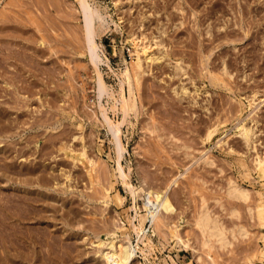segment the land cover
<instances>
[{
    "label": "rangeland",
    "instance_id": "obj_1",
    "mask_svg": "<svg viewBox=\"0 0 264 264\" xmlns=\"http://www.w3.org/2000/svg\"><path fill=\"white\" fill-rule=\"evenodd\" d=\"M12 1L14 0H0V14H5L7 17L6 19L4 15L0 16V22H2V24L0 23L2 30L0 33L5 34H0V42L2 41L0 47H3L0 50L3 51L6 47V52L5 50L0 51L2 53H0V106L5 107L4 110L0 107V110L8 113H3L9 119L8 122L12 120L13 122L10 123L16 124H12L13 129L0 135V159L2 160H0V167L1 163H5L3 156L6 151L8 152L6 154L10 153L6 159L8 163L10 162V168L16 169L13 172L10 170L8 175L12 177L8 181L5 176H0V193H2L0 206L2 207V204L9 206L11 202L12 205L19 203V208L14 205L15 208L12 206V210L14 209L18 213L20 211L19 216L24 215L27 204L21 201L22 195L25 197L29 193L32 196L38 195L42 200L47 199L48 201L49 199L51 205L46 212L43 211L46 218H43L41 222L32 219L30 225L34 229H31L27 223L14 225L9 221V218L7 220L10 223H8L5 219L6 213L4 212L5 214L2 215L0 207V217L4 216L0 218V221L5 219L2 225L0 223V240L2 239V243L0 242L2 255L0 253V256L4 257L3 252H8L18 257L13 261L0 258V264H112L111 258L116 256V251L117 254L121 251L124 252L122 256L128 251V247L125 248L127 244L120 245L127 239L119 227L121 225H126V230L131 231V241L134 245L136 244L132 261L129 264H252L253 262L254 264H264L261 255L264 248V229L259 227L256 217H251L246 204L241 201L238 203L239 200L232 199L227 193V177L233 176L251 190L250 204L255 206L256 201L260 197H264V181L259 180L255 169V157L260 153L264 154V0H89L100 9L105 17V29L95 35L100 56L98 69L107 83V91L101 95L98 94L96 87L98 69L95 63L90 60V55L85 48L83 33L85 21L80 2L78 0H53L54 5L50 2L52 0H40L41 2L32 0L34 4L31 5L30 0H19V2L15 0L14 3H17L15 6ZM42 2L44 3L42 4ZM11 6L13 7L10 8ZM30 6L35 7L32 9ZM15 8L17 9L12 11ZM34 9L37 11L35 12ZM20 10V13L23 14L18 12ZM25 11L30 12L29 19L27 15L29 13ZM10 15L16 16L8 19ZM146 15L147 17H145ZM13 17L14 20L10 19ZM66 26L68 27L66 28ZM3 29H6V32ZM28 29L32 32L29 30L24 33L23 30ZM132 34H135L137 38L146 36L144 40L153 44L152 49L155 54L166 53V56L162 60L160 59V63L151 62L148 64L145 62L148 69L142 74L143 77L140 76V83L135 80L134 84V86L136 85L134 97L137 102L135 109L125 114L119 102L115 109L112 105L116 101L115 98L120 99L122 86L126 95L129 94L128 84L124 82L123 71L127 64L131 65V62L137 59L133 40L127 38ZM31 35L36 36L34 38ZM41 35H43V39ZM22 52L23 54H21ZM223 56L224 60L226 58L228 60L224 64ZM176 61H180L183 66V69L178 71L186 72L185 74L175 73L174 64ZM227 62L228 65H226ZM150 65L151 67H148ZM227 67L231 69L229 70ZM218 68L222 69L221 72ZM208 70L215 73L216 76L218 75L219 80H211ZM191 81L197 85L205 86V89L198 95L199 97L197 96L198 102L192 101L193 91L190 93L192 95L180 91L182 83L192 89L194 83ZM255 88L258 91H255ZM178 91L180 92L178 93ZM111 93L114 96H109ZM254 93L257 94L256 98L251 101ZM208 98H211V101H208ZM101 105L106 108V114L111 120L116 123L122 121L120 137L123 149L119 161L118 153H116V139L108 128L106 116L101 113ZM16 114L22 115L15 118ZM152 115L153 117H151ZM36 118L39 122L36 121ZM34 119L36 120L34 121ZM215 120L219 123V129L214 138L207 142L206 134L209 126ZM242 122L255 126H253L254 133H256L253 137L255 139L250 146L246 145L239 134ZM153 126H155L153 129L155 132L151 131ZM156 129L159 130L156 131ZM225 135H228V142L218 143V139ZM190 141L193 143L191 144ZM60 144L67 146L72 144L70 148L76 152L82 151L83 145L88 147L85 149L87 150L86 158H89L90 161L89 168L79 161L81 159L77 160L78 162L72 160L73 158L66 153V150L59 147ZM81 144L83 145L81 146ZM11 145L13 148L10 149ZM164 145L168 147L166 148ZM207 149L211 150L213 164L199 159L202 152ZM16 150H21V152L15 153L18 152ZM43 150H47L45 155H43L45 153ZM2 154L4 155L2 156ZM16 154L18 155L16 156ZM150 154H154L153 157ZM11 155L16 157L12 158ZM41 155L42 158H40ZM36 156L40 160V164L36 161ZM240 156L245 158L246 165H243ZM31 159H36V168L43 164L40 167L42 170V172L40 170V174L50 175L44 179L45 182L41 180L42 184L34 181L36 186L30 185L25 180L27 175H19L23 169L25 171L33 165L31 162L34 161ZM23 162L25 163L23 164ZM94 164H97L98 169L100 168L104 173L96 170ZM17 166L20 167V171L17 170L19 168ZM118 167H124L130 173L131 181L135 185L136 196L123 184ZM65 168H68L69 171L63 170ZM92 168L94 173H98L99 177L104 178V182L101 178L98 182V186L102 183L104 187L95 186L96 180L94 182L91 180L89 171L93 172ZM67 172H70V179L66 177L65 173ZM222 172L224 175L221 174ZM175 177H179L178 181L173 182L174 184L171 183L172 185L168 187V193L161 206L163 213L161 216L165 215V217H160L157 225L152 216L145 223L143 234L150 235L154 240L152 247L147 246L139 238L137 232L130 229L129 218L132 217L134 223H138V214L147 212L150 185L164 187L167 181L170 183ZM20 178L23 179V183H20ZM49 178L52 180L50 181ZM90 184L94 186L90 187ZM139 186L144 187L145 190ZM29 187L37 188L41 193L29 192L26 190ZM102 188L104 189L102 190ZM9 189H12V192ZM259 190L263 192L262 195L258 194ZM99 191L100 193H98ZM117 191L124 196V201L121 203H118L116 199ZM10 192L12 195L9 194ZM17 192L22 193L21 200L16 202L15 198L20 197V193ZM5 195L10 196L6 198ZM9 197L12 198L9 199ZM64 201L65 203H63ZM42 204L39 203L44 208ZM234 206L235 209H233ZM204 207L209 208L211 214L225 225L227 238L225 243H221L222 241L218 240L215 235L211 237V242L208 245L204 242V236L195 224L196 216ZM26 213L29 215L30 212L27 210ZM101 218L105 220L103 221ZM5 223L8 227L2 228L6 226ZM38 223L40 227L44 224L48 226L46 229L45 225L39 228ZM242 223L248 229L244 233L239 230V225ZM176 224H179L182 231L178 230V233L183 234L184 238L187 237L188 247L177 242V235L174 236L173 232L177 228ZM27 225L31 230L25 229ZM34 225H37L38 229ZM172 225L173 228H171ZM235 226L236 229H234ZM92 227H96L95 231ZM2 230L5 231V235ZM20 230L22 232H19ZM35 230L38 234L34 233ZM27 231L30 234H27ZM40 231L45 235L48 234L45 236ZM13 233L16 235L15 237L12 236ZM59 234L61 237L58 236ZM28 235L30 237H27ZM32 235H37L35 240ZM53 235L54 237H52ZM43 236L44 239H42ZM27 238H30L31 241ZM46 238L47 240H45ZM48 238L54 240L51 241ZM41 240L43 241L41 242ZM112 240L116 242L117 246H112ZM17 241L22 244L20 245ZM40 242L45 247L49 245L51 247L45 248ZM51 242L53 245L56 244L57 251ZM11 243L14 246L17 245L15 247L11 245L13 246L11 247ZM18 245L21 247L19 248ZM41 246L43 249L40 248ZM57 248L62 251L60 250V252ZM21 253L26 260L21 256ZM30 253H33L32 256ZM40 257L44 258V261L49 257L47 260L50 262L46 260L45 263L41 261ZM250 260L252 261L250 262ZM35 261H41V263Z\"/></svg>",
    "mask_w": 264,
    "mask_h": 264
},
{
    "label": "bare ground",
    "instance_id": "obj_2",
    "mask_svg": "<svg viewBox=\"0 0 264 264\" xmlns=\"http://www.w3.org/2000/svg\"><path fill=\"white\" fill-rule=\"evenodd\" d=\"M15 1V0H14ZM14 1H12V3L13 4H15V6L17 5V3L15 2L14 3ZM21 1V0H20ZM31 1V3H32V0H30ZM35 1V0H34ZM36 1H38V0H36ZM54 1H56V0H54ZM58 1V0H57ZM79 2H80V6H81V8H82V12H83V15H84V21H85V30H83V33H84V38H85V48H86V51H87V53L90 55V60L92 61V62H94L95 63V65H96V67H97V69H98V61H99V58H100V56H99V52H98V49H97V43H96V41H95V35L96 34H100L104 29H105V25H104V23H105V17L102 15V13H101V11H100V9L99 8H97L96 6H94L89 0H78ZM17 2H19V0H17ZM25 2V1H24ZM23 2V3H24ZM39 2H41L40 0H39ZM39 2H37L38 4H39ZM51 3H53L54 5H55V3L53 2V0L52 1H50ZM29 3V2H28ZM36 3V2H35ZM44 2H42V4H43ZM58 3V2H57ZM34 3H32L31 5H33ZM41 4V3H40ZM41 4V5H42ZM48 4H49V2H48ZM60 4H61V1H60ZM59 4V5H60ZM11 5V4H10ZM19 5H21L22 6V4H19ZM37 5V4H36ZM59 5H57V6H59ZM14 6V5H13ZM13 6H11L10 8H12ZM37 6H39V5H37ZM48 6V5H47ZM179 6V5H178ZM7 7H8V5H7ZM30 7H32V9L35 7H33V6H30ZM49 7V6H48ZM47 7V8H48ZM54 7V6H53ZM180 7V6H179ZM37 8H39V7H37ZM47 8H45V9H47ZM7 9V8H6ZM17 8H15L14 10H12V11H15ZM19 9V8H18ZM22 9V8H21ZM40 9V8H39ZM50 9V8H49ZM56 9V8H55ZM59 9V8H58ZM29 10V9H28ZM57 10V9H56ZM30 11V10H29ZM34 11H35V9H34ZM37 11V10H36ZM35 11V12H36ZM195 11V10H194ZM7 12H10V11H7ZM17 12V11H16ZM19 13L21 12V10L20 11H18ZM26 12V11H25ZM28 12V11H27ZM26 12V13H27ZM30 12H32V11H30ZM30 12H28L29 14H27L28 15V19H29V17H31V16H29L30 15ZM40 12V11H39ZM41 12H43V11H41ZM57 12V11H56ZM1 13V12H0ZM4 13H6V12H4ZM38 13V12H37ZM16 14V13H15ZM20 14H23V13H20ZM4 16H5V14H3ZM3 15H1L0 14V16H3ZM7 15H9V14H7ZM19 15V14H18ZM27 15H25V16H27ZM33 15V14H32ZM48 15V14H47ZM46 15V16H47ZM50 15V14H49ZM48 15V16H49ZM145 15V14H144ZM12 16H16V15H12ZM11 15L10 16H8V19H9V17H12ZM19 16H21V15H19ZM23 16V15H22ZM6 17V16H5ZM4 17V18H5ZM18 17V16H17ZM16 17V19H18V18H20V17H18L17 18ZM24 17V16H23ZM37 17V16H36ZM143 17V16H142ZM145 17H147V15L145 16ZM46 18V17H45ZM6 19H7V17H6ZM10 19H12V20H14V17L13 18H10ZM21 19V18H20ZM23 19H25V18H23ZM34 18H32V20H33ZM41 19V18H40ZM50 19V18H49ZM145 19V18H144ZM3 20V19H2ZM26 20H27V17H26ZM35 21H36V19H34ZM44 20V19H43ZM17 21V20H16ZM19 21V20H18ZM34 21V22H35ZM50 21V20H49ZM58 21V20H57ZM98 21V22H97ZM184 21V20H183ZM22 22H24V21H22ZM26 22V21H25ZM34 22H31V23H33V24H35ZM143 22V21H142ZM1 24H2V22H0ZM10 23V22H9ZM15 23V22H14ZM30 23V24H31ZM98 23V24H97ZM182 23H184V22H182ZM229 23V22H228ZM4 24V23H3ZM212 24V23H211ZM227 24V23H226ZM5 25H6V23H5ZM4 25V26H5ZM17 25V24H16ZM37 25V24H36ZM144 25V24H143ZM42 26V25H41ZM59 26V25H58ZM68 26H70V25H68ZM68 26H66V28L68 27ZM72 26V25H71ZM224 26V25H223ZM13 27V26H12ZM17 27V26H16ZM49 27V26H48ZM1 28V27H0ZM19 28V27H18ZM160 28V27H159ZM212 28V27H211ZM20 29V28H19ZM22 29V28H21ZM23 29H24V27H23ZM33 29V28H32ZM47 29V28H46ZM55 29H57V28H55ZM1 30V29H0ZM4 30V29H3ZM6 30V29H5ZM4 30V31H5ZM9 30V29H8ZM16 30V29H15ZM29 30L30 29H28V30H23L24 31V33L27 31V32H29ZM75 30V29H74ZM201 30V29H200ZM232 30V29H231ZM2 31V30H1ZM17 31V30H16ZM22 31V30H21ZM35 31H36V29H35ZM81 31V30H80ZM6 32V31H5ZM30 32H32L31 30H30ZM234 32V31H233ZM20 33V32H19ZM35 33V32H34ZM37 33V32H36ZM1 34V33H0ZM2 34H3V32H2ZM1 34V35H2ZM31 34V33H30ZM30 34H29V36H30ZM142 34V33H141ZM3 35H5V34H3ZM24 35V34H23ZM38 35V34H37ZM43 35H44V33H43ZM43 35H41V37L43 36ZM78 35V34H77ZM19 36V35H18ZM21 36V35H20ZM31 36H34V35H31ZM36 36V35H35ZM35 36H34V38H35ZM81 36V35H80ZM142 36V35H141ZM141 36H138V37H141ZM192 36V35H191ZM190 36V37H191ZM26 37H28V36H26ZM79 37V36H78ZM37 38H39V37H37ZM127 38H129V39H132L133 40V44H134V48H135V50H136V54H137V59H135L134 61H132L131 62V65H129V64H127L126 65V68H125V70L123 71V75H124V82L125 83H127L128 84V87H129V94L128 95H126V93H125V91H124V87L122 86V93H121V97H120V99L119 98H115L116 99V101L113 103V105H112V107L115 109L117 106H118V103L117 102H119L120 103V105H121V108H122V110H123V112L125 113V114H127L129 111H131V110H134L135 109V106H136V101H135V95H134V89H135V86H134V84H135V80H136V82H138V83H140V76H142V74L143 73H145V71H147V69L148 68H146L147 66H145L146 64H145V62L146 63H148V64H151V62H157V63H160L161 61H160V59L162 60L163 59V57H165L166 56V53L165 54H161V53H159V54H161V55H157V54H155V52L153 51V49H152V47H153V44L151 43V42H147V41H145L144 39L146 38V36H143L142 38H137V36L135 35V34H132L130 37H127ZM163 38V37H162ZM213 38V37H212ZM42 39H43V37H42ZM41 39V40H42ZM81 39V38H80ZM188 39H190V38H188ZM39 40V39H38ZM74 40V39H73ZM140 40H141V42H140ZM193 40V39H192ZM209 40V39H208ZM215 40V39H214ZM18 41V40H17ZM66 41V40H65ZM72 41V40H71ZM158 41V40H157ZM195 41H196V39H195ZM211 41V40H210ZM2 42V41H1ZM0 42V43H1ZM54 42V41H53ZM154 42V41H153ZM160 42V41H159ZM165 42V41H164ZM197 42V41H196ZM43 43V42H42ZM84 43V42H83ZM82 43V44H83ZM209 43V42H208ZM211 43V42H210ZM10 44V43H9ZM15 44V43H14ZM20 44V43H19ZM53 44V43H52ZM56 44V43H55ZM81 44V45H82ZM187 44V43H186ZM189 44V43H188ZM27 45V44H26ZM36 45V44H35ZM78 45H80V44H78ZM158 45V44H157ZM190 45V44H189ZM6 46H8V45H6ZM22 46V45H21ZM38 47V46H37ZM53 47V46H52ZM0 48H2L3 49V47H0ZM10 48V47H9ZM21 48V47H20ZM48 48V47H47ZM54 48V47H53ZM5 49H6V47H5ZM4 49V50H5ZM8 49V48H7ZM19 49V48H18ZM158 49V48H157ZM3 50V51H4ZM15 50V49H14ZM14 50H12V51H14ZM17 50V49H16ZM0 51H2V50H0ZM2 51V52H3ZM9 51V50H8ZM7 51V52H8ZM11 51V52H12ZM19 51H21V50H19ZM81 51H82V49H81ZM84 51V50H83ZM5 52H6V50H5ZM162 52V51H161ZM174 52V51H173ZM212 52V51H211ZM210 52V53H211ZM1 53V52H0ZM10 53V52H9ZM19 53V52H18ZM85 53V52H84ZM2 54V53H1ZM21 54H23V52L21 53ZM174 54V53H173ZM16 55H18V54H16ZM29 55V54H28ZM190 55V54H189ZM208 55V54H207ZM6 56H8V55H6ZM10 56H11V54H10ZM21 56H23V55H21ZM210 56H211V54H210ZM222 56V55H221ZM218 57H220V56H218ZM222 58V57H221ZM247 58V57H246ZM16 59V58H15ZM32 59V58H31ZM34 59V58H33ZM198 59V58H197ZM227 59V58H226ZM224 60V56H223V60H222V62H223V64L226 62V61H228V60ZM22 60V59H21ZM28 60V59H27ZM186 60V59H185ZM200 60V59H199ZM220 60V59H219ZM1 63V62H0ZM3 63V62H2ZM27 63V62H26ZM197 63H198V61H197ZM200 63V62H199ZM215 63V62H214ZM221 63V62H220ZM231 63V62H230ZM229 63V64H230ZM147 64V65H148ZM206 64H207V62H206ZM223 64H222V66H223ZM3 65V64H2ZM185 65V64H184ZM226 65H228V62L226 63ZM226 65H225V67H226ZM157 66V65H156ZM197 66V65H196ZM219 66H221V64H219ZM1 67V66H0ZM19 67V66H18ZM148 67H151V65L150 66H148ZM206 67V66H205ZM174 68H175V73H180L181 75H183V74H185L186 72H180V71H178V70H180V69H183V66H182V64H181V62L180 61H176L175 62V64H174ZM217 68V67H216ZM228 68V67H227ZM219 69V68H218ZM229 69V68H228ZM231 69V68H230ZM229 69V70H230ZM5 70V69H4ZM15 70V69H14ZM13 70V71H14ZM21 70V69H20ZM151 70V69H150ZM187 70V69H186ZM220 70V72H221V70L222 69H219ZM196 71V70H195ZM226 71H228V70H226ZM225 71V72H226ZM198 72V71H197ZM152 73V72H151ZM227 73V72H226ZM208 74H209V77L211 78V80H213V81H215V80H219V77H217L216 76V74L215 73H213V72H211V71H209L208 70ZM19 75V74H18ZM175 75V74H174ZM222 75H224V74H222ZM228 75V74H227ZM144 76V75H143ZM142 76V77H143ZM247 76V75H246ZM15 77V76H14ZM173 77V76H172ZM185 77V76H184ZM22 78V77H21ZM170 78V77H169ZM183 78V77H182ZM225 78V77H224ZM6 79V78H5ZM14 79V78H13ZM17 79V78H16ZM19 79V78H18ZM193 79V78H192ZM228 79V78H227ZM141 80H143V79H141ZM170 80V79H169ZM186 80V79H185ZM190 80V79H189ZM19 81V80H18ZM188 81V80H187ZM193 81V80H192ZM191 81V82H192ZM199 81V80H198ZM26 83H27V81H25ZM217 82V81H216ZM226 82V81H225ZM16 83V82H15ZM33 83V82H32ZM192 83H194V82H192ZM203 83V82H202ZM223 83V82H222ZM22 84H24V83H22ZM96 84H97V92H98V94L99 95H101L104 91H107V83L105 82V80L103 79V76H102V73H101V71L98 69V77H97V82H96ZM188 84V83H187ZM204 84V83H203ZM227 84H229V83H227ZM31 85V84H30ZM122 85V84H121ZM190 85V84H189ZM141 86V85H140ZM139 86V87H140ZM232 87V86H231ZM233 88V87H232ZM203 89H205V86H201V85H197L196 83H194V85H193V88L192 89H190L189 88V86H186V84L185 83H182V86H181V92H183L184 94H190V93H192V91H193V95L192 94H190V95H192V101L193 102H198V95H200L201 94V91L203 90ZM253 89V88H252ZM141 90V89H140ZM257 89L255 88V91H256ZM180 91H178V93L180 92ZM258 91V90H257ZM204 92V91H203ZM254 92V91H253ZM257 93V92H256ZM256 93H254V95H253V97L251 98V101H254V99L256 98L255 96L257 95ZM213 95V94H212ZM109 96H114V94L113 93H111V95H109ZM198 96V97H197ZM249 97V96H248ZM17 98V97H16ZM202 98V97H201ZM206 98V97H205ZM140 99V98H139ZM210 99V100H209ZM190 100V99H189ZM208 101H211V98H208L207 99ZM224 101V100H223ZM140 102V101H139ZM145 102V101H144ZM201 102V101H200ZM262 102V101H261ZM192 103V102H191ZM255 103V102H254ZM177 104V103H176ZM194 104V103H193ZM205 104V103H204ZM203 104V105H204ZM192 105V104H191ZM202 105V106H203ZM251 105V104H250ZM194 107H195V105H193ZM207 106H208V102H207ZM257 106H259L258 104H257ZM1 107V106H0ZM101 107V113L104 115V116H106V118H107V124H108V128L110 129V131H111V133H112V135L114 136V139H116L115 141V143H117L116 145V153H118V161H119V157L122 155V149H123V143H122V140H121V137H120V132H121V124H122V121H119V122H114L113 120H111L108 116H107V114H106V108L103 106V105H101L100 106ZM177 107V106H176ZM190 107V106H189ZM2 108V107H1ZM4 108L5 107H3L2 109L4 110ZM187 108V107H186ZM219 108V107H218ZM169 109V108H168ZM189 109V108H188ZM234 109V108H233ZM3 110H0V135H4V133H6L7 131H9L10 129H13L14 128V126L13 125H15V124H11L10 122L12 121H10V122H8L9 121V119H7L6 118V116L4 115L6 112H4ZM187 110V109H186ZM251 111V110H250ZM256 111V110H255ZM8 112V111H7ZM4 113V114H3ZM152 113V112H151ZM154 113V112H153ZM260 113V112H259ZM6 114H8V113H6ZM18 114V113H17ZM16 114V115H17ZM22 115V114H21ZM21 115L19 114V115H17V117L15 116V118H18V116H20L21 117ZM157 115V114H156ZM259 115H261V114H259ZM125 116V115H124ZM158 116V115H157ZM163 116H164V114H163ZM209 116V115H208ZM231 116H232V114H231ZM19 117V118H20ZM151 117H153V115L151 116ZM154 117H155V114H154ZM218 117V116H217ZM254 117V116H253ZM9 118H10V116H9ZM176 118V117H175ZM216 118V117H215ZM239 118V117H238ZM13 119V118H12ZM37 119V118H36ZM36 119H34V121L36 120ZM152 119H154V118H152ZM164 119V118H163ZM211 119V118H210ZM224 119H226V118H224ZM17 121H18V119H16ZM21 120V119H20ZM19 120V121H20ZM175 120V119H174ZM196 120V119H195ZM254 120V119H253ZM256 120V119H255ZM258 120H259V118H258ZM36 121H38V119L36 120ZM155 121V120H154ZM158 121V120H157ZM165 121V120H164ZM199 121H200V119H199ZM203 121H204V119H203ZM202 121V122H203ZM209 121V120H208ZM224 121V120H223ZM13 122V121H12ZM14 122H16L15 120H14ZM39 122V121H38ZM41 122H43V121H41ZM172 122V121H171ZM212 122H213V120H212ZM255 122V121H254ZM256 122H257V120H256ZM255 122V123H256ZM34 123V122H33ZM162 123V122H161ZM170 123V122H169ZM196 123V122H195ZM205 123H206V121H205ZM259 123V122H258ZM44 124H46V123H44ZM79 124V123H78ZM159 124V123H158ZM192 124V123H191ZM190 124V125H191ZM204 124V123H203ZM210 124V123H209ZM212 125H210L209 126V129H208V132H207V134H206V139H207V142L208 141H210V140H212V138H214V136H215V134H216V131L219 129V127H218V124L219 123H217L216 122V120H215V122L214 123H211ZM254 124V123H253ZM31 125H32V123H31ZM152 125V124H151ZM155 125V124H154ZM184 125V124H183ZM187 125H189V124H187ZM200 125V124H199ZM202 125V124H201ZM79 126H80V124H79ZM163 126V125H162ZM196 126V125H195ZM254 126V125H253ZM253 126L252 125H248L246 122H242V124L240 125V128H239V134L241 135V137H242V140H244V142L246 143V145L247 146H250L251 144H253V142H254V139L255 138H253L254 136H255V134L256 133H254V128H253ZM16 127V126H15ZM152 127V126H151ZM150 127V128H151ZM188 127V126H187ZM190 127V126H189ZM203 127V126H202ZM255 127V126H254ZM155 128V126H153V128H152V130L151 131H153V132H155V130H153ZM157 128V127H156ZM16 130V129H15ZM157 130H159V129H156V131ZM71 131V130H70ZM150 131V130H149ZM150 131V132H151ZM165 131V130H164ZM173 132H174V130H173ZM200 132V131H199ZM256 132V131H255ZM10 133V132H9ZM15 133V132H14ZM175 133V132H174ZM180 133V132H179ZM160 134V133H159ZM184 135V134H183ZM164 136V135H163ZM227 136L228 135H225L224 137H222V138H219L218 139V143L220 142V144H224V143H226V142H228V139H227ZM166 137V136H165ZM240 137V138H241ZM25 138H27V137H25ZM29 138H31V137H29ZM75 138V137H74ZM86 138V137H85ZM156 138V137H155ZM171 138V137H170ZM190 138V137H189ZM0 139H1V137H0ZM22 139H23V137H22ZM163 139V138H162ZM195 139V138H194ZM29 140V139H28ZM83 140V139H82ZM82 140H80L81 142H82ZM157 140V139H156ZM230 140V139H229ZM1 141V140H0ZM5 141H6V139H5ZM21 141V140H20ZM31 141H33L32 139H31ZM30 141V142H31ZM62 141V140H61ZM159 141V140H158ZM184 141V140H183ZM188 141V140H187ZM194 141V140H193ZM256 141V140H255ZM7 142V141H6ZM25 142V141H24ZM27 142H29V141H27ZM62 142H65V141H62ZM61 142V143H62ZM162 142V141H161ZM8 143V142H7ZM6 143V144H7ZM20 143V142H19ZM70 143V142H69ZM69 143H68V145H69ZM82 143H84V141L82 142ZM187 143V142H186ZM190 143H191V141H190ZM193 143V142H192ZM191 143V144H192ZM230 143V142H229ZM242 143V142H241ZM5 144V145H6ZM24 144V143H23ZM22 144V145H23ZM28 144H30V143H28ZM66 144H67V141H66ZM66 144H60L61 146H59L61 149H65L66 150V153H68L69 154V156L70 157H72L73 159L72 160H79V159H81V160H79L80 162L82 161V163L84 164V166L86 167V168H89V163H90V161H89V158L87 159L86 158V149L88 148H86L85 147V145H83V144H81V146L83 145V147H84V149H82V151H80V152H76L74 149H72V148H70V146L72 145H70V146H67ZM153 144V143H152ZM164 144V143H163ZM177 144V143H176ZM242 144H244V143H242ZM8 145H9V143H8ZM22 145H21V148L23 149V147H22ZM24 145H26V144H24ZM23 145V146H24ZM87 145V144H86ZM229 145V144H228ZM49 146V145H48ZM75 146V145H74ZM80 146V147H81ZM165 146V145H164ZM163 146V147H164ZM171 146H172V144H171ZM225 146V145H224ZM257 146V145H256ZM9 147V146H8ZM8 147H7V149H8ZM11 147H12V145L10 146V149H11ZM15 148H16V146H14ZM58 147V148H59ZM79 147V148H80ZM82 147V148H83ZM149 147V146H148ZM166 147V146H165ZM168 147V146H167ZM166 147V148H167ZM227 147V146H226ZM4 148H5V146H4ZM13 148V147H12ZM17 148H19V147H17ZM154 148V147H153ZM173 148V147H172ZM193 148V147H192ZM191 148V149H192ZM1 149H3V148H1ZM45 149V148H44ZM157 149V148H156ZM159 149V148H158ZM211 149V148H210ZM210 149H207V150H205V151H203L202 152V154H201V156L199 157V159H201V161H203V162H206V163H208V164H213L214 163V160H213V158L211 157V154H210ZM251 149H252V147H251ZM9 150V149H8ZM7 150V151H8ZM14 151H15V149H13ZM49 150V149H48ZM77 150V149H76ZM166 150V149H165ZM16 151H18V150H16ZM24 151V150H23ZM22 151V152H23ZM44 152L45 151H47V150H43ZM145 151H147V150H145ZM144 151V152H145ZM2 152V151H1ZM10 152V151H9ZM19 152H21V150H19L18 152H15V153H18L19 154ZM89 152V151H88ZM148 152V151H147ZM154 152V151H153ZM152 152V153H153ZM250 152H251V150H250ZM6 153H8V152H6L5 151V156H3L4 154H2V156L3 157H5V163H4V165H3V163H1L2 165H1V167H0V176H5V178H6V180L8 181V179H11V177L12 176H9L8 175V173H10L11 171L10 170H12V168H10L11 166L9 165V163L7 162V160L6 159H8V157H9V155H10V153H9V155L8 154H6ZM14 153V152H13ZM25 153V152H24ZM36 153V152H35ZM42 153V152H41ZM47 152H45V153H43V155H45ZM18 154H16V156L18 155ZM155 154V153H154ZM153 154V155H154ZM13 155V154H12ZM11 155V156H12ZM151 155V154H150ZM153 155H151L152 157H153ZM158 155V154H157ZM169 155V154H168ZM10 156V157H11ZM15 155L14 156H12V158L13 157H16ZM146 156H148V155H146ZM183 156V155H182ZM89 157V156H88ZM92 157V156H91ZM150 157V156H149ZM36 158H37V160L36 161H40V160H38V157L36 156ZM40 158H42V155H41V157ZM151 158V157H150ZM187 158V157H186ZM196 158V157H195ZM251 158V157H250ZM4 159V158H3ZM11 159V158H10ZM27 159H28V157H27ZM91 159V161H92V158H90ZM152 159V158H151ZM155 159V158H154ZM240 159H241V161H242V163H243V165H246V160H245V158L243 157V156H240ZM1 160V159H0ZM32 160V159H31ZM35 160H32V161H34L33 163L31 162V164H33L32 166H30L29 168H27V169H25V171H24V169H23V173L22 172H19V175H21V174H24V175H27V177H26V181H28L29 182V184L30 185H32V186H34L35 184H34V181L35 182H37L38 184L39 183H41V180H44V179H46L47 178V176L49 175L48 173H46V174H48L47 176H44L42 173L40 174L39 172H40V170H41V165H43V164H41L40 166H39V168L37 169L36 168V162H35ZM158 160V159H157ZM174 160V159H173ZM193 160V159H192ZM217 160V159H216ZM253 160V159H252ZM2 161V160H1ZM11 161V160H10ZM16 161V160H15ZM26 161V160H25ZM41 161H42V159H41ZM153 161V160H152ZM155 161V160H154ZM182 161V160H181ZM197 161H198V159H197ZM27 162V161H26ZM29 162V161H28ZM78 162V161H77ZM93 163H94V161H92ZM91 162V163H92ZM219 162V161H218ZM253 162H254V160H253ZM25 162H23V164H24ZM46 163V162H45ZM74 163H75V161H74ZM183 163V162H182ZM13 164H14V161H13ZM21 164H22V161H21V163H20V167H21ZM38 164V163H37ZM39 164H40V162H39ZM76 164V163H75ZM188 164V163H187ZM29 165V164H28ZM91 165V164H90ZM95 166L97 165V164H94ZM203 165V164H202ZM253 165V164H252ZM19 166H17V167H19ZM76 166V165H75ZM93 166V165H92ZM200 166V165H199ZM204 167H205V165H203ZM20 167L17 169V170H19L20 169ZM44 167V166H43ZM203 167V168H204ZM24 168H26V167H24ZM84 168V167H83ZM93 168H94V166H93ZM93 168H92V170H93ZM119 169L118 170H120L119 171V175H121V177H122V180H123V184H125L128 188H129V190L131 191V193L134 195V196H136V189H135V185L132 183V181H131V175H130V173L127 171V170H125V168L124 167H122V168H120V167H118ZM191 168V167H190ZM193 168V167H192ZM16 168H14L13 170H15ZM68 170V168H65V169H63V170ZM98 169V167L96 166V170ZM188 169V168H187ZM195 169H196V167H195ZM206 169V168H205ZM208 169V168H207ZM225 169V168H224ZM255 169H256V172H257V177L259 178V180H263L264 181V154L262 153H260V154H258L256 157H255ZM13 170H12V172H13ZM62 170V169H61ZM66 170V171H67ZM86 170V169H85ZM90 170V169H89ZM98 170H100V168L98 169ZM223 170V169H222ZM20 171V170H19ZM43 171H44V169H43ZM46 171V170H45ZM48 171V170H47ZM66 171H64V172H66ZM69 171V170H68ZM101 171V170H100ZM103 171V170H102ZM102 171H101V173H102ZM164 171V170H163ZM188 171H190V170H188ZM203 171V170H202ZM14 172H16V171H14ZM18 172V171H17ZM41 172H42V170H41ZM169 172V171H168ZM178 172V171H177ZM193 172H194V170H193ZM200 172V171H199ZM67 173H69V174H67ZM67 173H65L67 176V178L70 176L71 177V175H70V172H67ZM74 173V172H73ZM103 173H104V171H103ZM195 173V172H194ZM193 173V174H194ZM17 174V173H16ZM165 174V173H164ZM181 174H182V172H181ZM190 174V173H189ZM199 174V173H198ZM197 174V175H198ZM203 174V173H202ZM221 174H223V172L221 173ZM89 175H90V177L92 178L91 180L94 182V180H96V185L95 186H97V187H99V188H101V187H104L103 185H102V183L98 186V182L100 181L99 180V178H101V176L99 177V174L98 173H94V170H93V172L90 170L89 171ZM104 175V174H103ZM204 175V174H203ZM217 175V174H216ZM224 175V174H223ZM230 175V174H229ZM53 176V175H52ZM166 176V175H165ZM48 177H50V175L48 176ZM70 177H69V179H70ZM104 177V176H103ZM193 177V176H192ZM108 178V177H107ZM106 178V179H107ZM146 178V177H145ZM179 177H175V178H172V182H168L167 180H168V178L166 177V179H165V181H167V183H166V185L164 186V187H154V186H152V185H150L149 187V191H148V194H149V199H148V201H147V212H145V213H140V214H138V223H134V221L132 220V217H130L129 218V221H130V229L132 228L133 230H135L136 232H137V234H138V236H139V238H141L142 239V241L147 245V246H153V244H154V240L152 239V237L150 236V235H147V234H143L144 233V228H145V223H146V221H147V219L150 217V216H152V219H153V221H155V224L157 225L158 224V220L160 219V217H165V215L164 216H161V214H163L162 213V210H161V206L163 205V200H164V197H165V195L168 193V187L170 186V185H172L171 183H173V182H177ZM204 178V177H203ZM206 178V177H205ZM225 178V177H224ZM228 179H227V193H228V195L230 196V197H232V199L234 198V199H236V200H239L238 201V203H240V201L243 203V204H246V207H247V209H248V212L250 213V215H251V217H256V219H257V223H258V225H259V227H261V228H263L264 229V197H260L257 201H256V205L254 206L253 204H250L251 203V198L252 197H250L251 196V190L248 188V187H246L243 183H241L237 178H235V177H233V176H229V177H227ZM3 179V178H2ZM102 179V178H101ZM162 179V178H161ZM181 179V178H180ZM210 179H211V177H210ZM20 180V183H23V179L22 178H20L19 179ZM49 180H50V178H49ZM51 180H52V178H51ZM50 180V181H51ZM103 180V182H104V178L102 179ZM163 180V179H162ZM171 180V179H170ZM194 180H196V179H194ZM214 180V179H213ZM1 181V180H0ZM3 181L5 182V180L3 179ZM2 181V182H3ZM7 181L5 182V183H7ZM25 181V182H26ZM201 181V180H200ZM205 181H207V179H205ZM3 182V183H4ZM27 182V183H28ZM44 182H45V180H44ZM53 182V181H52ZM51 182V183H52ZM62 182H64V181H62ZM102 182V181H101ZM163 182V181H162ZM196 182V181H195ZM197 182H199V181H197ZM95 183H93V184H95ZM201 183V182H200ZM42 184V183H41ZM67 184V183H66ZM70 185H72V183H69ZM174 184V183H173ZM263 184H264V182H263ZM68 185V184H67ZM102 185V186H101ZM204 185H206V184H204ZM22 186V185H21ZM36 186V185H35ZM94 185H91L90 184V187H93ZM106 186H108V185H106ZM163 186V185H162ZM77 187V186H76ZM139 187H141V189L142 190H145V188L144 187H142V186H139ZM17 188V187H16ZM59 188V187H58ZM69 188V187H68ZM95 188V187H94ZM93 188V189H94ZM31 188L29 187L28 189H26L27 191H29V192H33V191H35L36 193L37 192H39V193H41L37 188H32L31 190H30ZM60 189V188H59ZM96 189V188H95ZM104 188H102V190H103ZM194 189V188H193ZM10 190V189H9ZM3 191H5V190H3ZM2 191V192H3ZM11 192H12V189L10 190ZM107 191H109V190H107ZM107 191H105V193H108ZM1 192V191H0ZM11 192L9 193V194H11ZM13 192H15V190H13ZM7 193V192H6ZM18 193V192H17ZM16 193V194H17ZM20 193V192H19ZM18 193V194H19ZM22 193V192H21ZM21 193L19 194V196L20 197H16L15 198V201L17 202V200H21ZM48 193V192H47ZM98 193H100V191L98 192ZM103 193V191L101 192V194ZM3 194H5V193H3ZM16 194H13V195H16ZM26 194V193H25ZM258 194H260V195H262L263 194V192L262 191H258ZM0 195H1V197H2V193H0ZM12 195V194H11ZM27 195V194H26ZM91 196H92V194H90ZM96 195V194H95ZM94 195V196H95ZM6 196V198L8 197V196H10V195H5ZM23 197H24V195H22ZM98 196V195H97ZM13 197V196H12ZM11 197V198H12ZM15 197V196H14ZM22 197V200L21 201H23L25 204H27V208H26V211L24 212V215H20L19 216V213L21 214V212L19 211V213L18 212H15L14 211V209L12 210V208L14 207V205H15V207H18L19 208V203H14L13 205H12V202L10 203V205L8 206V205H5V204H2V215H4L5 213V216H6V220L9 218V221H11V223L13 224L14 223V225L16 224V225H19L20 223V225H23L22 223H24V224H29V226L31 227V223H32V219L34 220V221H38V222H41V220L43 219V218H46V215H45V212L48 210V208H49V205H51L50 204V201H49V199H48V201H47V199H44V200H42L41 198H39L38 197V195L36 196V195H34V196H32V195H30V193L28 194V196H25L26 197V199H24ZM100 197H101V195H100ZM103 197V196H102ZM10 197H9V199H11ZM43 198V197H42ZM94 198H96V196L94 197ZM255 198V197H254ZM4 199V198H3ZM14 199V198H13ZM116 199H117V201H118V203H121V202H123L124 200V196L119 192V191H117L116 192ZM231 199V200H232ZM255 200V199H254ZM254 200H252V201H254ZM10 201V200H9ZM8 201V202H9ZM12 201V200H11ZM41 201H43L44 203L42 204V202ZM3 202V201H2ZM1 202V203H2ZM7 202V203H8ZM49 202V203H48ZM51 202H52V199H51ZM54 202V201H53ZM72 202V201H71ZM6 203V204H7ZM39 203L40 204H42L43 206H44V208H42L40 205H39ZM55 203V202H54ZM63 203H65V201L63 202ZM23 204V203H22ZM73 204V203H72ZM75 204V203H74ZM106 204V203H105ZM69 205H71V204H69ZM13 206V207H12ZM41 208H40V207ZM66 206V205H65ZM14 207V208H15ZM21 207V206H20ZM23 207H24V205H23ZM67 207V206H66ZM68 208H69V206H68ZM76 208V207H75ZM106 208V207H105ZM236 207L234 206L233 207V209H235ZM239 208V207H238ZM104 209V208H103ZM1 210H0V212H1ZM4 210V211H3ZM16 210H18L17 208H16ZM21 210V209H20ZM27 210L30 212L29 213V215H26L27 213ZM74 210V209H73ZM43 211H45V212H43ZM70 211V210H69ZM75 211V210H74ZM79 212H80V210H78ZM5 212V213H4ZM66 212H67V208H66ZM72 212V211H71ZM71 212H69V213H71ZM76 213H77V211H75ZM96 212V211H95ZM22 213H23V211H22ZM26 213V214H25ZM49 213V212H48ZM69 213H68V215H69ZM73 213V212H72ZM71 213V214H72ZM1 214V213H0ZM102 214V213H101ZM72 215H74V214H72ZM76 215V214H75ZM65 216V215H64ZM71 216V215H70ZM1 217H4V216H1ZM0 217V218H1ZM50 217V216H49ZM48 217V218H49ZM95 217V216H94ZM55 218V217H54ZM98 218V217H97ZM4 218H3V220L2 221H0V223H1V225H2V222H5L4 220H5ZM56 219H58V218H56ZM102 219V218H101ZM108 219V218H107ZM163 219V218H162ZM52 220H54V219H52ZM103 220V219H102ZM105 220V219H104ZM103 220V221H104ZM110 220V219H109ZM254 220V219H253ZM101 221V220H100ZM107 221V220H106ZM165 221V220H164ZM7 222H8V220H7ZM6 222V223H7ZM93 222V221H92ZM250 222H251V220H250ZM5 223V224H6ZM8 223H10V222H8ZM7 223V224H8ZM55 223V222H54ZM94 223V222H93ZM103 223V222H102ZM225 223V222H224ZM253 223V222H252ZM7 224H6V226L5 227H2V228H7L8 226H7ZM98 224V223H97ZM100 224V223H99ZM195 224H196V226H198V228L200 229V231H201V233H202V235L204 236V242L205 243H207V245H208V243L209 242H211V237L213 236V235H215V236H217V239L218 240H220V241H222L221 243H225L226 242V240H227V238H226V235H225V225L217 218V217H214L212 214H211V212H210V209L209 208H207V207H204V208H202L201 210H200V213L196 216V218H195ZM10 225V224H9ZM33 225V224H32ZM38 225H39V223H38ZM45 225V224H44ZM43 225V226H44ZM54 225V224H53ZM94 225V224H93ZM95 225H96V223H95ZM102 225V224H101ZM25 226V225H24ZM35 226V225H34ZM43 226H41V227H43ZM48 226V225H47ZM46 225H45V229H46V227H47ZM100 226V225H99ZM12 227V226H11ZM11 227H9V228H11ZM14 227V226H13ZM12 227V228H13ZM26 227V226H25ZM40 227V225H39V228H41ZM98 227V226H97ZM101 227V226H100ZM119 227H121V231L125 234L124 236L127 238L126 239V241H123V243L121 244L120 243V245L122 246L123 244H127V246L125 247V248H127L128 247V251H127V253L124 255V256H122L123 255V253L124 252H120V253H118L117 254V251H116V253H115V257L114 258H111V263L112 264H129V263H131L130 261H132V258H133V255H134V252H135V248H136V244L134 245L133 243H132V241H131V231L130 230H126V225L124 226V225H121V226H119ZM175 227H177L176 229H174L173 230V232H174V236H175V234L177 235L176 237H177V242H180L182 245H184V246H186V247H188L189 246V242H188V240H186V238L187 237H183L180 233H178V230H180V226H179V224H176L175 225ZM8 228V229H9ZM17 230H18V228L17 227H15ZM35 228L36 229H38L37 228V225L35 226ZM51 228V227H50ZM96 227H92V229L94 230ZM157 228V227H156ZM171 228H173V225L171 226ZM170 228V229H171ZM239 230H241V232L242 233H244V232H246L248 229H246L245 228V224L244 223H242V224H240L239 225ZM19 229H20V227H19ZM22 229V228H21ZM25 229H30L29 227H28V225H27V228H25ZM24 229V230H25ZM31 229H34L33 227H31ZM30 229V230H31ZM48 229H49V227H48ZM48 229H47V231H48ZM99 229H101V228H99ZM98 229V230H99ZM105 229V228H104ZM154 229H155V225H154ZM234 229H236V226H235V228ZM42 230V229H41ZM64 230V229H63ZM101 230H103V229H101ZM106 230V229H105ZM172 230V229H171ZM10 230H8V232H9ZM34 231V230H33ZM36 231V230H35ZM46 231V230H45ZM95 231V230H94ZM97 231V230H96ZM181 231V230H180ZM1 232V231H0ZM2 232H3V234L5 235V231H3L2 230ZM11 232V231H10ZM19 232H22L21 230L19 231ZM42 231H40V233H41ZM62 232V231H61ZM66 232V231H65ZM98 232V231H97ZM182 232V231H181ZM12 233V232H11ZM18 233V232H17ZM34 233H37V231L36 232H34ZM40 233H39V235H40ZM43 234H44V232H42ZM47 233V232H46ZM113 233V232H112ZM115 233V232H114ZM6 234H7V232H6ZM14 234V233H13ZM22 234V233H21ZM27 234H30L28 231H27ZM38 234V233H37ZM42 234V235H43ZM48 234V233H47ZM46 234V235H47ZM49 234H51V232H49ZM52 234H53V232H52ZM57 234V233H56ZM1 235H2V233H1ZM9 235H10V233H9ZM12 235V234H11ZM25 237H26V235L25 234H23ZM35 235V234H34ZM34 235H32V236H34ZM38 235V236H39ZM45 235V234H44ZM45 235V236H46ZM63 235V233L61 234V236ZM7 236H8V234H7ZM12 236H16L15 234L14 235H12ZM37 236V235H36ZM36 236H34V240L36 239L35 237ZM51 236V235H50ZM57 236V235H56ZM58 236H60V234L58 235ZM60 236V237H61ZM11 237V236H10ZM18 237V236H17ZM27 237H30V235H28ZM40 237V236H39ZM52 237H54V235L52 236ZM13 238V237H12ZM5 239H7V238H5ZM18 239V238H17ZM21 239H22V237H21ZM20 239V240H21ZM27 239H29L30 240V238H27ZM39 239H41V238H39ZM42 239H44V236L42 237ZM52 239L53 238H51V239H49L48 238V240H51L52 241ZM58 239H59V237H58ZM61 239V238H60ZM147 239V240H146ZM2 240V239H1ZM0 240V242L2 243V241ZM12 239H10V242H12L11 241ZM45 240H47V238L45 239ZM54 240V239H53ZM57 240V239H56ZM62 240V239H61ZM60 240V241H61ZM8 241H9V239H8ZM14 241V240H13ZM15 241H16V238H15ZM15 241H14V243H15ZM25 241V240H24ZM31 241V240H30ZM40 241V240H39ZM39 241L37 242V243H39ZM43 240H41V242H42ZM9 242V243H10ZM21 242V241H20ZM41 242H40V244H41ZM49 241H47V243H48ZM57 242V241H56ZM69 242V241H68ZM8 243V242H7ZM17 243H19L18 241H17ZM32 243V242H31ZM44 243H45V241H44ZM52 243V242H51ZM54 243H55V241H54ZM59 244H61L60 242H58ZM57 243V244H58ZM70 243V242H69ZM6 244V243H5ZM20 244V243H19ZM21 244H22V242H21ZM20 244V245H21ZM48 244H50V243H48ZM63 244V243H62ZM11 245H13L14 246V244H10V246ZM17 245V244H16ZM15 245V246H16ZM42 245V244H41ZM46 245V244H45ZM55 245V246H54ZM53 245V243H52V246H54V248L56 247V244H54ZM259 245V244H258ZM3 246V245H2ZM9 246V245H8ZM13 246H11V247H13ZM14 246V247H15ZM19 246V245H18ZM26 246V245H25ZM43 246V245H42ZM40 247L41 249H43V247H45V246H43V247ZM50 246V245H49ZM48 246V247H49ZM59 245H57V247H58ZM62 246V245H61ZM69 246V245H68ZM112 246L113 247H115V246H117L116 245V242L114 241V240H112ZM0 247H1V245H0ZM6 247H7V245H6ZM10 247V249H12ZM21 246H19V248H20ZM33 247H34V245H33ZM47 247V246H46ZM45 247V248H46ZM47 247V248H48ZM51 247V246H50ZM60 247V246H59ZM78 247V246H77ZM8 248V247H7ZM6 248V249H7ZM18 248V247H17ZM24 248V247H23ZM27 248H28V246H27ZM117 248V247H116ZM131 248V249H130ZM9 249V250H10ZM22 249V248H21ZM29 249H30V247H29ZM52 249V248H51ZM58 249V248H57ZM0 250H2V248L0 249ZM24 250V249H23ZM25 250H27L26 248H25ZM47 250V249H46ZM55 250H56V248H55ZM59 250V249H58ZM61 250V249H60ZM59 250V251H60ZM65 250H66V248H65ZM3 251H4V249H3ZM2 251V252H3ZM41 251V253H42V250H40ZM57 251V250H56ZM62 251V250H61ZM60 251V252H61ZM70 251V250H69ZM153 251V250H152ZM46 252V251H45ZM60 252H59V254H60ZM0 253H1V251H0ZM20 253V252H19ZM33 253H34V251H33ZM33 253H30V255L31 254H33ZM44 253V252H43ZM52 253V252H51ZM53 253H54V250H53ZM57 253V252H56ZM74 253V252H73ZM261 255H262V259H264V248L262 249V251H261ZM3 254H5L4 255V257L3 256H0V258H4V259H9V261H13V260H15V259H17L18 257L16 256V255H13V253H12V255L10 254V253H8V252H6V253H4L3 252ZM15 254H16V252H15ZM55 254V253H54ZM54 254H53V256H54ZM62 254V253H61ZM86 254V253H85ZM1 255H2V253H1ZM17 255H18V253H17ZM23 254L21 253V256H22ZM48 256H49V253L47 254ZM24 256H25V254H24ZM32 256V255H31ZM30 256V257H31ZM36 256V255H35ZM44 256V255H43ZM45 256H46V254H45ZM44 256V257H45ZM56 256H57V254H56ZM58 256H60V255H58ZM63 256V255H62ZM75 256H77L76 254H75ZM74 256V257H75ZM8 257V258H7ZM23 257V256H22ZM24 258V257H23ZM37 258V257H36ZM41 258V257H40ZM62 258H64V257H62ZM67 258V257H66ZM25 259V258H24ZM23 259V260H24ZM29 259V258H28ZM31 259H32V257H31ZM30 259V260H31ZM44 258H41V261H43V262H45L47 259H49V257H47V259L44 261L43 260ZM52 259V258H51ZM60 259V258H59ZM214 259V258H213ZM26 260V259H25ZM56 260V259H55ZM62 260V259H61ZM64 260V259H63ZM9 261H6V262H9ZM28 261V260H27ZM41 261L39 262V263H41ZM48 261V260H47ZM71 261V260H70ZM252 260H250V262H251ZM5 262V263H6ZM34 262V261H33ZM35 262H37V261H35ZM37 262V263H38ZM48 262H50V261H48ZM165 262H166V260H165ZM4 263V262H3ZM46 263V262H45ZM53 263V262H52ZM59 263V262H58ZM71 263V262H70ZM74 263V262H73ZM91 263V262H90ZM11 264V263H10ZM25 264V263H24ZM27 264V263H26ZM47 264V263H46ZM167 264V263H166ZM252 264H254V262L252 263Z\"/></svg>",
    "mask_w": 264,
    "mask_h": 264
}]
</instances>
